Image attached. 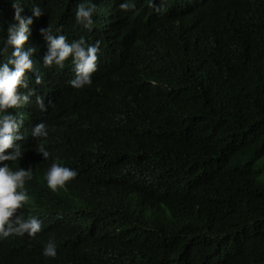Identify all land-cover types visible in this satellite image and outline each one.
Instances as JSON below:
<instances>
[{
	"label": "trees",
	"instance_id": "16d2710c",
	"mask_svg": "<svg viewBox=\"0 0 264 264\" xmlns=\"http://www.w3.org/2000/svg\"><path fill=\"white\" fill-rule=\"evenodd\" d=\"M84 1L115 4L17 0L68 42L84 37ZM132 2L83 87L67 67L59 85L43 79L55 66L40 35L48 135L24 149L18 214L41 230L0 240V264H264V0ZM12 4L0 0V58ZM53 160L76 171L56 191L44 179ZM49 239L55 257L42 254Z\"/></svg>",
	"mask_w": 264,
	"mask_h": 264
},
{
	"label": "clouds",
	"instance_id": "9594fccd",
	"mask_svg": "<svg viewBox=\"0 0 264 264\" xmlns=\"http://www.w3.org/2000/svg\"><path fill=\"white\" fill-rule=\"evenodd\" d=\"M134 7L132 0H115L111 7L105 2L78 3L74 15L82 25L84 37L78 40L71 38L68 42L65 35L54 34L48 25L40 28L35 24L33 18L43 15L38 5L30 9L31 16H26L22 15L24 7L13 0V19L6 28L4 40L8 48L0 58V240L25 233L31 237L41 230V221L36 216L24 218L18 214V209L29 200L25 181L32 179V169H24V149L37 137L48 135L45 124L40 122V109H44V103L37 94L44 95L50 87L36 91L35 85L40 83V69L37 71L36 66L39 55L42 57L43 53L40 54L41 44H44L40 35L47 42L44 66H55V73L43 68V79L52 84L55 78L53 85H59L62 78L58 73L67 67L69 83L80 88L91 83V74L103 62L101 42L108 32L112 33L118 27L119 12H131ZM59 31L56 30L57 33ZM36 150L48 158L49 152L42 143L36 146ZM75 176L74 169L53 160L44 179L48 188L56 191ZM42 254L45 257L56 256V245L52 239Z\"/></svg>",
	"mask_w": 264,
	"mask_h": 264
}]
</instances>
